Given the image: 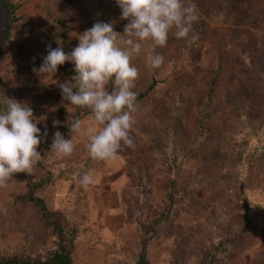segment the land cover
<instances>
[{"label": "rangeland", "instance_id": "obj_1", "mask_svg": "<svg viewBox=\"0 0 264 264\" xmlns=\"http://www.w3.org/2000/svg\"><path fill=\"white\" fill-rule=\"evenodd\" d=\"M20 1L7 44L0 1V102L14 98L34 117L46 115L37 126L42 134L46 124L48 135L33 173L0 187V254L39 257L54 247L51 225L16 199L28 182L50 176L38 196L76 229L77 264H136L142 251L152 264H205L213 251L216 264H264V0H184L199 17L194 31L188 39L170 32L156 49L164 56L158 69L147 63L150 41L132 61L137 96L155 85L136 102L134 148L110 161L92 159L88 137L70 130L62 135L73 140L72 155L49 153L69 112L86 111L85 127L101 126L88 109L67 105L52 81L69 79L71 62L52 78L32 68L49 44L69 53L103 13L120 32V8L115 0ZM86 172L97 182L85 188L78 178Z\"/></svg>", "mask_w": 264, "mask_h": 264}, {"label": "clouds", "instance_id": "obj_2", "mask_svg": "<svg viewBox=\"0 0 264 264\" xmlns=\"http://www.w3.org/2000/svg\"><path fill=\"white\" fill-rule=\"evenodd\" d=\"M120 8V19L126 20L123 31L114 30L112 22L96 21L92 27L78 33V44L69 53L62 46H47L42 64L32 71L40 77H53L58 66L65 62L73 65V75L63 82L53 80L61 90L62 100L73 108L88 109L95 126L85 127L84 121L74 113L67 125L70 133L88 137L87 150L92 159L110 161L123 148H134L132 132L137 111V93L133 90L139 69L132 61L151 42L152 54L147 56L148 66L158 69L164 56L157 48L167 46L170 32L177 39H188L199 17L193 5L184 0H115ZM191 39H197L191 35ZM59 44V41H58ZM111 86V87H109ZM0 110V187H6L16 173L31 175L42 159L38 147L47 138V125L41 134L38 123L46 115L34 117L33 109L25 102L6 97ZM61 122L53 120V127ZM72 139L60 131L53 135L50 154L70 157L74 151ZM83 187L94 185L93 174L84 173L78 178Z\"/></svg>", "mask_w": 264, "mask_h": 264}, {"label": "trees", "instance_id": "obj_3", "mask_svg": "<svg viewBox=\"0 0 264 264\" xmlns=\"http://www.w3.org/2000/svg\"><path fill=\"white\" fill-rule=\"evenodd\" d=\"M0 1L7 10L6 29L2 37V42L7 44L12 39L15 26L20 20L19 11L22 7L23 2L20 0H0ZM120 14H121V10H120ZM104 15L105 14L103 13L102 21L106 22L107 20L105 19ZM126 23H127L126 20L120 19V23L118 25L120 32L123 31L124 25ZM73 74L74 73L72 72L71 76ZM154 85L155 83L152 82L148 87V89L146 90V92L137 96V101L145 97V95L153 89ZM213 87L214 84L213 86H211V88ZM202 110L203 108L198 109L200 113ZM83 112H80V110H78L75 113V115L82 120L83 117L85 116L84 114H86V111L84 113ZM71 119L69 120V122H71ZM69 130L70 129L67 123L62 125V134L68 132ZM48 183H50V176H47V178L46 177L41 178V180L30 181L28 182L27 192L25 194L16 196V199L30 201L38 209L43 219L48 224L51 225L55 233L54 247L45 255L39 257H31V256L16 255V254L14 255L0 254V264H77L73 256L75 250V242L77 238L76 229L73 228L67 230V228L64 226L63 221L59 216L60 214L53 209L51 210L48 207L46 200L38 196V192L42 189H45ZM208 258L209 260L205 264H216V262L218 261L215 251H213L211 253V256ZM136 264H152V262L148 258L147 253L145 251H142L138 257Z\"/></svg>", "mask_w": 264, "mask_h": 264}]
</instances>
